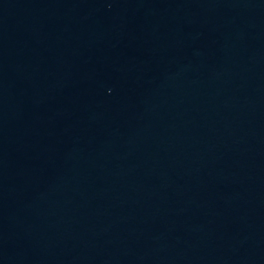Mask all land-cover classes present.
Wrapping results in <instances>:
<instances>
[{
  "label": "water",
  "instance_id": "95a60500",
  "mask_svg": "<svg viewBox=\"0 0 264 264\" xmlns=\"http://www.w3.org/2000/svg\"><path fill=\"white\" fill-rule=\"evenodd\" d=\"M0 264H264V0H0Z\"/></svg>",
  "mask_w": 264,
  "mask_h": 264
}]
</instances>
